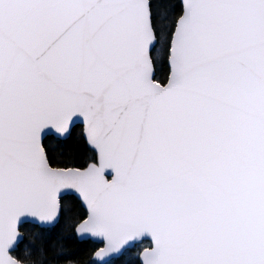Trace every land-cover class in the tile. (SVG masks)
Wrapping results in <instances>:
<instances>
[{
	"label": "snow or ice",
	"instance_id": "6c2138e0",
	"mask_svg": "<svg viewBox=\"0 0 264 264\" xmlns=\"http://www.w3.org/2000/svg\"><path fill=\"white\" fill-rule=\"evenodd\" d=\"M0 264H264V0H0Z\"/></svg>",
	"mask_w": 264,
	"mask_h": 264
}]
</instances>
